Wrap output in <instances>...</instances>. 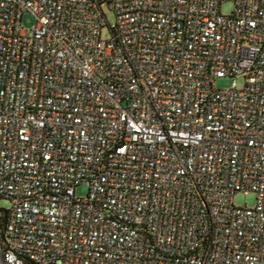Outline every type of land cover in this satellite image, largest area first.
<instances>
[{
    "label": "built area",
    "instance_id": "2783aa9c",
    "mask_svg": "<svg viewBox=\"0 0 264 264\" xmlns=\"http://www.w3.org/2000/svg\"><path fill=\"white\" fill-rule=\"evenodd\" d=\"M223 1L0 0V264H264V0Z\"/></svg>",
    "mask_w": 264,
    "mask_h": 264
},
{
    "label": "rangeland",
    "instance_id": "374dc122",
    "mask_svg": "<svg viewBox=\"0 0 264 264\" xmlns=\"http://www.w3.org/2000/svg\"><path fill=\"white\" fill-rule=\"evenodd\" d=\"M235 9V4L233 0H224L222 5H221V10L222 13L225 15L231 14ZM108 20L111 24L115 22V16L112 13L107 14ZM23 24L27 30L32 29L34 25V18L32 15L27 14L23 17ZM108 32H104V36L108 37ZM233 84V79L232 78H221V79H216L214 86L216 89H229ZM238 87H241L244 85V80L242 78H239L237 81ZM87 192L86 187L82 186L77 189V195L82 196L85 195ZM256 203V197L254 194L250 195H244V194H239L236 196L235 199V204L237 206L241 207H254ZM11 207V203L7 200L1 199L0 200V208H5L8 209Z\"/></svg>",
    "mask_w": 264,
    "mask_h": 264
}]
</instances>
